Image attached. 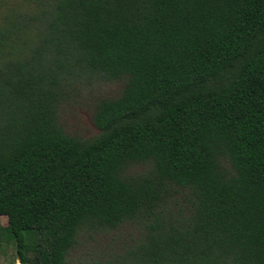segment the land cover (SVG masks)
Wrapping results in <instances>:
<instances>
[{
  "label": "trees",
  "instance_id": "16d2710c",
  "mask_svg": "<svg viewBox=\"0 0 264 264\" xmlns=\"http://www.w3.org/2000/svg\"><path fill=\"white\" fill-rule=\"evenodd\" d=\"M0 237L20 264H264V0H4ZM98 132H70L74 90Z\"/></svg>",
  "mask_w": 264,
  "mask_h": 264
},
{
  "label": "rangeland",
  "instance_id": "374dc122",
  "mask_svg": "<svg viewBox=\"0 0 264 264\" xmlns=\"http://www.w3.org/2000/svg\"><path fill=\"white\" fill-rule=\"evenodd\" d=\"M0 0V15L5 10ZM121 88L120 82H89L85 86L74 90L69 103L65 105L62 113V122L70 132H77L83 136H91L98 132L92 121L93 101L102 95L118 93ZM3 226L8 225L7 216L0 218ZM14 244L5 236L0 237V264H20L15 256Z\"/></svg>",
  "mask_w": 264,
  "mask_h": 264
}]
</instances>
